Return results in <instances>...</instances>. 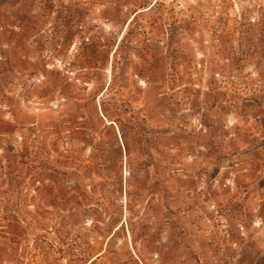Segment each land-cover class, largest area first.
<instances>
[{
	"label": "rangeland",
	"instance_id": "374dc122",
	"mask_svg": "<svg viewBox=\"0 0 264 264\" xmlns=\"http://www.w3.org/2000/svg\"><path fill=\"white\" fill-rule=\"evenodd\" d=\"M0 264H264V0H0Z\"/></svg>",
	"mask_w": 264,
	"mask_h": 264
},
{
	"label": "trees",
	"instance_id": "16d2710c",
	"mask_svg": "<svg viewBox=\"0 0 264 264\" xmlns=\"http://www.w3.org/2000/svg\"><path fill=\"white\" fill-rule=\"evenodd\" d=\"M121 138H123V135L121 134Z\"/></svg>",
	"mask_w": 264,
	"mask_h": 264
}]
</instances>
